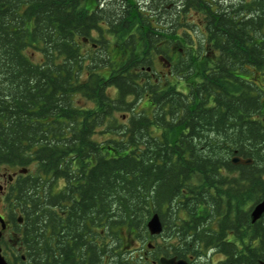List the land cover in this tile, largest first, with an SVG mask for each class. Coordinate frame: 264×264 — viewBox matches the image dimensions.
<instances>
[{"label": "trees", "instance_id": "obj_1", "mask_svg": "<svg viewBox=\"0 0 264 264\" xmlns=\"http://www.w3.org/2000/svg\"><path fill=\"white\" fill-rule=\"evenodd\" d=\"M16 167L10 264H142L154 212L155 256L260 264L264 0H0Z\"/></svg>", "mask_w": 264, "mask_h": 264}, {"label": "flooded vegetation", "instance_id": "obj_2", "mask_svg": "<svg viewBox=\"0 0 264 264\" xmlns=\"http://www.w3.org/2000/svg\"><path fill=\"white\" fill-rule=\"evenodd\" d=\"M11 172H0V208L2 212L0 213V216L2 217L4 221V227H1L0 223V245L2 249V253L4 254L5 258L9 261V263L14 262V258L16 257L17 253V247L10 244V241L12 240V237L15 238V222L14 217L18 215V211L16 208L12 205V203L7 201V195L10 191V189L13 187V184L16 180V177L19 174H22L19 172V168H13ZM21 223V222H18ZM5 240L6 244L2 243V241ZM5 247V249H4ZM154 245L150 248H147V251H144L142 253V264H160L159 258L161 256H155L153 252ZM221 255L220 263L222 262H231L229 260V257L222 253L218 252ZM170 257V256H165ZM179 258V257H177ZM185 259V258H183ZM186 260V259H185ZM219 263V264H220Z\"/></svg>", "mask_w": 264, "mask_h": 264}, {"label": "water", "instance_id": "obj_3", "mask_svg": "<svg viewBox=\"0 0 264 264\" xmlns=\"http://www.w3.org/2000/svg\"><path fill=\"white\" fill-rule=\"evenodd\" d=\"M251 160L248 159H241L239 156H234L232 158L233 163H249ZM27 170L24 169H19L20 173H25ZM264 214V196L262 198L254 203L251 206L250 209V220L251 222H255L258 220L262 215ZM0 222L1 226L4 227V221L2 217L0 216ZM18 222H21V218H18ZM146 228L148 231V234L151 236H156L160 235L163 231V224L160 220V217L158 213L154 212L152 215L147 219L146 221ZM152 246L151 243H147V247L150 248ZM160 264H189V262L183 258H177L176 256H170V257H165L161 256L159 258ZM0 264H8L7 260L5 259L4 255L2 254V249L0 246ZM220 264H232V262H222ZM260 264H264V261L260 262Z\"/></svg>", "mask_w": 264, "mask_h": 264}, {"label": "rangeland", "instance_id": "obj_4", "mask_svg": "<svg viewBox=\"0 0 264 264\" xmlns=\"http://www.w3.org/2000/svg\"><path fill=\"white\" fill-rule=\"evenodd\" d=\"M157 68L160 69V70H163V71L166 70V68H164V66H162L160 64L158 65ZM12 170H14V169H12V168L3 169V171H7V172L8 171L11 172ZM1 212H2V210L0 208V213ZM163 238H165V237L157 236L155 238H149L148 240H146L142 244V246L139 245L138 243H136L133 247H136L137 249H139L140 253L142 254L144 251L148 250L147 247H146V243H151L154 246H156L157 244L163 243ZM5 242H6L5 240L2 241L4 246L6 244ZM16 243H17V241H15V238L12 237V240L10 241V244L13 245V246H16ZM4 249H5V247H4ZM205 254L206 255H203L200 259H196L195 258L194 262H200L201 264H219L220 263L221 255L218 253V251L207 250Z\"/></svg>", "mask_w": 264, "mask_h": 264}]
</instances>
